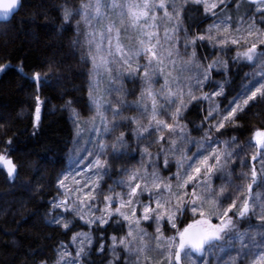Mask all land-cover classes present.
I'll return each mask as SVG.
<instances>
[{
  "label": "snow or ice",
  "instance_id": "1",
  "mask_svg": "<svg viewBox=\"0 0 264 264\" xmlns=\"http://www.w3.org/2000/svg\"><path fill=\"white\" fill-rule=\"evenodd\" d=\"M192 5L200 6L211 23L190 33L184 20ZM21 6L22 0H3L0 17L7 19ZM61 19L69 26L75 20L73 43L91 65L92 114L82 121L72 101L66 102L78 132L83 123L91 135L77 141L69 167L56 181L50 223L72 232L77 218L97 231L111 222L123 235L110 236L107 264H264V192L254 190L264 189V127L252 130L244 144L234 135L222 138L241 127L240 113L264 102V0H80L75 7L65 0ZM202 46L213 49L212 59L198 56ZM229 60L253 71L237 83L229 75ZM7 67L0 64V72ZM213 72L223 79L216 80ZM125 76L139 81L138 93L124 88ZM33 77L39 83L41 73ZM105 79L108 86L102 88ZM112 93L114 99H105ZM130 94L136 98L126 99ZM36 100L39 121L40 97ZM193 102L205 105L194 125L201 133L196 137L184 123ZM122 124L140 147L141 164L113 177L106 157L110 148L113 157L126 154L128 137L121 131L111 144L106 137ZM4 143L11 146V140ZM153 144L159 145L155 153ZM8 147L0 150V170L13 181L19 165ZM106 176L113 185L105 190ZM103 239L101 231L96 251L102 255ZM69 244L60 243L54 264H83L93 246L91 231L73 232ZM225 248L235 255L223 260Z\"/></svg>",
  "mask_w": 264,
  "mask_h": 264
},
{
  "label": "trees",
  "instance_id": "2",
  "mask_svg": "<svg viewBox=\"0 0 264 264\" xmlns=\"http://www.w3.org/2000/svg\"><path fill=\"white\" fill-rule=\"evenodd\" d=\"M68 2L75 7L80 0ZM64 3L65 0H22V6L13 17L0 22V64L8 65L0 72V150L8 147L5 141L11 140L8 150L19 165V176L13 181L0 170V264H40L42 260L52 264L60 243L69 244L73 232L86 228L78 219L72 232L50 223L51 216L56 214L49 211L59 191L56 181L68 168L67 158L75 134L66 102L72 101V107L81 117L88 118L92 114L88 99L91 65L82 59L81 47L73 43L77 37L75 20L69 26L61 19ZM190 7V17L184 24L190 33L202 31L211 20L205 18L200 6ZM212 51L210 46L197 48L198 56L207 55L209 59L213 58ZM229 67V75L237 83L244 73L253 71L245 63L233 65L231 60ZM35 72L41 73L39 83L33 77ZM213 76L216 80L223 79L215 72ZM128 81V92L138 93L139 81L129 78ZM225 89H229L228 83ZM37 96L42 102V115L35 122ZM127 98L133 100L136 96L130 94ZM204 107H197L193 102L185 113L184 123L193 137L201 134L193 129L200 123ZM239 124L240 128L225 132L222 138L234 135L240 144L246 143L252 130L264 127V102L240 113ZM123 130L128 143H134L128 136L130 129L123 124L115 130V135ZM113 138L107 142L111 144ZM142 143L147 145L148 141ZM157 146L151 145L150 150ZM129 152H137L134 145H130ZM110 154L111 148L106 158ZM170 165L172 170L173 165ZM109 185H113V180L106 176L101 186L106 190ZM254 190L264 192L255 187ZM251 222L259 223L254 217ZM110 224L101 228L107 236L117 232ZM246 226L242 223V227ZM98 241L95 233L85 264H107L111 258L107 246L103 255L96 251Z\"/></svg>",
  "mask_w": 264,
  "mask_h": 264
},
{
  "label": "rangeland",
  "instance_id": "3",
  "mask_svg": "<svg viewBox=\"0 0 264 264\" xmlns=\"http://www.w3.org/2000/svg\"><path fill=\"white\" fill-rule=\"evenodd\" d=\"M224 58H225V56H224ZM225 59H226V58H225ZM121 82L123 83L124 88L128 91V90H129V85H130V83H129V81H128V77L125 76ZM107 86H108V81L105 79V80H103V82H102V84H101V87L104 88V87H107ZM114 98H115V93H112L111 96H106V97H105V99H114ZM126 99H128V98L126 97ZM128 100H129V99H128ZM132 110H134V109H132ZM132 110L126 111V112H125V115L131 114L130 111H132ZM41 115H42V102H41V100H40V117H39V120H40V118H41ZM108 115H109V118H111V114L108 113ZM85 119H87V118H85V117H81V120H82V121L85 120ZM35 122H38V121H36V119H35ZM73 125H74V128H75V134H74L73 143H72V146H71V149H70V152H69L68 158H67L68 167H69V163H70V161H69V157H70V155H72V149H73L74 147L77 146V141L83 143V142L86 141V140L88 139V137L91 135V130H90V128H89L88 126L84 125L83 123H81V125H80L81 131H79V132H78L77 127H76V125L74 124V122H73ZM123 132H125V134H126V131H125V130H123ZM115 134H116L115 132L110 133V134L106 137V141H108L109 139H112L113 136H117V135H115ZM118 135H119V134H118ZM131 142H132V139H131ZM133 142H134V143H128V147H127L126 154H124V155H120V156H116V157H113L112 152H111V154H110L109 157L107 158L108 161H109V163H110L111 166H112V172H111V174H112L113 177H115V176H117L118 174H120L121 169H123L124 167H132V166L139 167V166H140V164H141L140 147H138V145H137V143H136L135 141H133ZM130 145H134V147L137 149V152H136V153H135V152H129ZM158 147H159V146H157L156 148L152 149L151 151H152L153 153H155V152L157 151ZM122 151H123V149H122ZM169 163L173 165L171 171L174 172V171H175L174 161L170 160ZM144 164H145V166H147V164H148V160H147V158L144 159ZM149 171H151L150 168H149ZM160 171H161V174H162L163 176H168V175H169V172H168V171H165L163 168H161ZM163 172H164V174H163ZM69 186L71 187L72 185L70 184ZM117 191H121V189L118 187V190H117ZM114 206H115V205H114ZM101 207H102V205H101ZM96 214L99 215V212H97ZM77 219L79 220V218H77ZM79 221H80V222L82 223V225H84L86 228H81V229L78 230V232H89V231H91V235L93 236V238H94L95 233H96V234H98V238H99V240H100V232H101V228H104L106 225H101V226H99V229H100V230L97 231V230H96V229H97V226L93 225V226H91V229H90V227L87 226V225L85 224L84 221H82V220H79ZM214 223H215V222H214ZM143 227L147 228V230H148L149 232H151V231L153 230V229H152L151 227H149L148 224H146V223L143 225ZM102 232H103V231H102ZM111 235H112V234H110L109 236H107L106 233L103 232V237H104V239H103V243L105 244V246H108V245L110 244V236H111ZM116 235H123V232H118V231H117V232H116ZM69 247L72 248V249H74V248H75V245H74V244H69ZM107 249H108V248H107ZM108 253L110 254V257H111V253H110L109 251H108ZM232 253H233V252H232L230 249L225 248L224 252L221 253L220 255H221V257H222L223 260H227L228 257H229V255H232ZM73 254H74V253H73ZM196 255H198V254H194V256H196ZM52 264H54V263H52ZM83 264H85V259L83 260Z\"/></svg>",
  "mask_w": 264,
  "mask_h": 264
},
{
  "label": "water",
  "instance_id": "4",
  "mask_svg": "<svg viewBox=\"0 0 264 264\" xmlns=\"http://www.w3.org/2000/svg\"><path fill=\"white\" fill-rule=\"evenodd\" d=\"M0 2H3V0H0ZM18 10H19V9H18ZM18 10H16V9L12 10L11 15H10L7 19H5V18H3V17H0V21H8V20H10V19L13 17V15H14Z\"/></svg>",
  "mask_w": 264,
  "mask_h": 264
}]
</instances>
